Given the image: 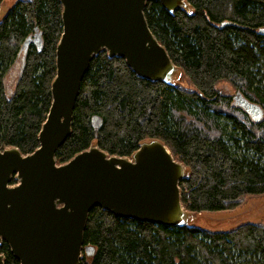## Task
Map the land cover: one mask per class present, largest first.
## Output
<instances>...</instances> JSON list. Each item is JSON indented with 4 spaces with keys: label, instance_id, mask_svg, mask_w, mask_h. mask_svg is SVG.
<instances>
[{
    "label": "trees",
    "instance_id": "16d2710c",
    "mask_svg": "<svg viewBox=\"0 0 264 264\" xmlns=\"http://www.w3.org/2000/svg\"><path fill=\"white\" fill-rule=\"evenodd\" d=\"M3 0H0V7ZM167 12L148 1L144 17L157 42L191 86L138 77L122 58L95 56L76 99L71 133L55 154L57 165L96 145L128 157L157 139L185 167L179 181L191 215L230 211L264 194V0H185ZM59 0H18L0 21V150L22 155L38 147L51 104L55 51L62 33ZM39 40L37 43L27 39ZM21 57L14 89L4 77ZM228 82L262 113L254 121L216 85ZM98 118L97 128L93 119ZM17 181L12 178L10 185ZM94 249L79 264H264V225L227 232L195 226L168 228L115 217L93 207L83 232ZM3 264H19L0 244Z\"/></svg>",
    "mask_w": 264,
    "mask_h": 264
},
{
    "label": "water",
    "instance_id": "95a60500",
    "mask_svg": "<svg viewBox=\"0 0 264 264\" xmlns=\"http://www.w3.org/2000/svg\"><path fill=\"white\" fill-rule=\"evenodd\" d=\"M148 1L160 2L169 13L188 7L185 0H59L62 33L39 147L25 156L16 148L0 150V244L8 245L19 264H79L83 254L90 258L94 249L84 246L83 232L93 207L168 228L190 225L178 186L185 167L157 139L141 142L130 158L92 145L65 164L55 162L71 133L81 82L100 52L124 59L142 79L173 84L179 70L148 28ZM29 42L40 43L27 39L24 46ZM234 99L252 120L261 118V110L239 93ZM99 124L94 118V127Z\"/></svg>",
    "mask_w": 264,
    "mask_h": 264
},
{
    "label": "rangeland",
    "instance_id": "374dc122",
    "mask_svg": "<svg viewBox=\"0 0 264 264\" xmlns=\"http://www.w3.org/2000/svg\"><path fill=\"white\" fill-rule=\"evenodd\" d=\"M16 1L18 0H3L0 7V21H2L7 11ZM20 65L21 57L11 65L7 75L4 77L7 96H10L14 89L20 71ZM172 83L178 84L185 89H191V86L184 79L180 71L176 72L174 82L172 81ZM216 89L220 94L231 97L233 99V104L237 106L238 101L234 99L237 91L228 82H219L216 85ZM188 219V224L191 226L213 232H227L245 223L264 225V194L247 197L241 205L230 211L205 212L199 215H188Z\"/></svg>",
    "mask_w": 264,
    "mask_h": 264
}]
</instances>
